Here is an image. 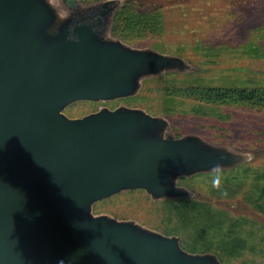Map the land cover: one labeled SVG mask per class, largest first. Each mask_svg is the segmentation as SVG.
<instances>
[{"label": "water", "instance_id": "1", "mask_svg": "<svg viewBox=\"0 0 264 264\" xmlns=\"http://www.w3.org/2000/svg\"><path fill=\"white\" fill-rule=\"evenodd\" d=\"M124 1L0 0V264H224L185 249L181 235L95 212L127 190L194 197L182 178L254 157L198 133L176 136L168 117L143 107L65 112L196 70L181 55L112 35Z\"/></svg>", "mask_w": 264, "mask_h": 264}, {"label": "rangeland", "instance_id": "2", "mask_svg": "<svg viewBox=\"0 0 264 264\" xmlns=\"http://www.w3.org/2000/svg\"><path fill=\"white\" fill-rule=\"evenodd\" d=\"M129 2L134 11L127 19L136 21L138 13L145 12L153 17L149 29L144 16L143 31L132 24L120 28L118 33L125 41L181 55L196 70L151 77L136 96L114 101L81 100L65 112L70 117H82L104 106L143 107L168 117L176 136L198 133L212 143L229 144L254 157L242 166L222 171L219 188L212 186V180L220 173L181 179L196 192L193 203H187L194 206L192 212L185 208L180 212L183 204L169 199L155 201L143 189L104 199L96 203L95 212L136 219L165 234L181 235L185 249L214 252L224 258V264H264V101L214 102L191 91L264 90V0ZM175 223L182 233H168ZM239 237L245 241L242 246L235 244Z\"/></svg>", "mask_w": 264, "mask_h": 264}, {"label": "trees", "instance_id": "3", "mask_svg": "<svg viewBox=\"0 0 264 264\" xmlns=\"http://www.w3.org/2000/svg\"><path fill=\"white\" fill-rule=\"evenodd\" d=\"M83 3L85 4H93L96 2H99L101 0H81ZM134 5L132 3L129 2V0H125V3L121 6V8L118 10V12L115 15L114 18V26H113V34L117 37L122 38L124 41L126 40L124 38L123 35H120L118 32L120 31L119 29L124 28V27H131L130 24L137 26V28H141V30L143 31V25H142V17H143V21L147 20L148 21V27L147 29H149V24H150V19L153 16H150V12H145V13H138L140 15L136 16L135 18H139L136 19V21H131V19H127L128 15L131 14L132 11H134ZM124 22H126L127 24H124ZM146 28V27H144ZM138 31V30H137ZM191 91L198 95L199 98L201 99H207L210 101H214V102H235V101H239V102H245V101H253V100H263L264 101V90H260V89H247V88H228V89H224V88H211V89H197V88H192ZM234 100V101H233ZM242 166V165H241ZM186 178H182V180H185ZM169 202H177V203H182L183 206L181 207L180 212L182 211L183 208L187 209L188 211L191 210V212L194 209L193 205H188L187 203H193L194 199H192V197H185V198H178V199H169ZM187 204V205H186ZM213 212V216H217V214L215 213L216 211L214 209H212ZM174 230L170 231L168 233L170 234H180L182 233V231H179V227L176 226V223L174 224ZM244 240L242 238H237L236 239V245L239 244L240 246L244 245ZM182 245L184 247L183 244V240H182ZM221 259L223 261V257L221 256Z\"/></svg>", "mask_w": 264, "mask_h": 264}, {"label": "clouds", "instance_id": "4", "mask_svg": "<svg viewBox=\"0 0 264 264\" xmlns=\"http://www.w3.org/2000/svg\"><path fill=\"white\" fill-rule=\"evenodd\" d=\"M222 169H223V166L221 164H216L212 168V172H214V173H220V175L215 176L213 178V180H212V186L214 188H219V186L221 184V180H222Z\"/></svg>", "mask_w": 264, "mask_h": 264}, {"label": "flooded vegetation", "instance_id": "5", "mask_svg": "<svg viewBox=\"0 0 264 264\" xmlns=\"http://www.w3.org/2000/svg\"><path fill=\"white\" fill-rule=\"evenodd\" d=\"M81 1V0H80ZM104 0H101V2H103ZM100 2V1H99ZM79 3H81V5L82 6H93L94 4L97 6L98 5V2H96V3H93V4H85V3H83L82 1L81 2H79ZM125 3V1L123 2V4ZM89 8H91V7H89ZM121 8V7H120ZM120 8H118V10L120 9ZM118 10L114 13V18H115V15H116V13L118 12ZM114 18H113V21H114ZM113 26H114V22H113ZM113 26H112V28H111V30H110V33L112 34V35H114L113 34ZM115 36V35H114Z\"/></svg>", "mask_w": 264, "mask_h": 264}]
</instances>
